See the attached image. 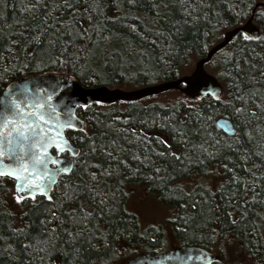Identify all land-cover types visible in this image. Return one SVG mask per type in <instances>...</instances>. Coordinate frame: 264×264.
<instances>
[{
  "label": "trees",
  "instance_id": "trees-1",
  "mask_svg": "<svg viewBox=\"0 0 264 264\" xmlns=\"http://www.w3.org/2000/svg\"><path fill=\"white\" fill-rule=\"evenodd\" d=\"M239 7L240 0H0V93L34 73L121 89L173 80L250 17L237 16ZM253 20L261 39L239 33L207 64L222 86L218 100L79 109L83 130L67 137L80 155L51 200L17 203L0 180V264H124L170 245L210 251L214 264H236L238 253L264 264V20ZM219 117L232 122L233 136L215 126ZM193 175L203 180L189 190L184 181ZM134 185L168 199L167 222L140 226L126 208Z\"/></svg>",
  "mask_w": 264,
  "mask_h": 264
},
{
  "label": "snow or ice",
  "instance_id": "snow-or-ice-1",
  "mask_svg": "<svg viewBox=\"0 0 264 264\" xmlns=\"http://www.w3.org/2000/svg\"><path fill=\"white\" fill-rule=\"evenodd\" d=\"M240 0L237 16H245L251 12L258 19L264 20V0ZM259 9V11H257ZM245 40L261 39L259 36L245 35ZM25 68L28 65H24ZM196 88L199 84L193 85ZM3 97H0V177H10L15 179L18 193L27 191L32 199L35 195H43L51 200L48 194L50 184L56 181L55 176L68 174L70 165L61 166V162L49 155V150L55 148L57 154L69 151L73 156L80 155L76 149L72 148L68 140L63 136V130L73 128L72 114L69 109L64 115L67 119H61V114L50 104L52 96L46 94L44 89H37L30 92L28 86L23 83L13 82ZM215 99H219L218 93H213ZM237 113L241 109H235ZM234 134V133H233ZM94 150V149H93ZM164 156L165 153H159ZM177 160L181 159L175 153L172 154ZM211 155V154H209ZM159 172L160 169H155ZM24 197H15L19 203ZM195 207V205H193ZM236 221L233 220V224ZM69 235H72L69 233ZM212 239L211 237L209 238ZM227 241L229 238L224 236ZM39 244L47 245L48 241H38ZM26 245L25 247H30ZM47 251V248H41ZM238 255L236 264H247L245 258ZM174 259V254L169 253L164 257H137L132 264H165L166 261ZM179 264H188L189 261L198 260L203 264V252L195 250L186 251L184 256L175 257ZM209 264L211 262L209 261Z\"/></svg>",
  "mask_w": 264,
  "mask_h": 264
},
{
  "label": "water",
  "instance_id": "water-1",
  "mask_svg": "<svg viewBox=\"0 0 264 264\" xmlns=\"http://www.w3.org/2000/svg\"><path fill=\"white\" fill-rule=\"evenodd\" d=\"M254 15L250 17L242 24L235 28H232L224 32L222 39L215 43L205 54L204 57L196 60L194 68L191 73L187 75L180 76L173 80L162 81L153 85L143 86L131 90H124L121 88H109L107 86H98V87H84L71 76L54 74V73H34L27 74L10 81L3 91L0 93V97H3L8 91H11L10 85H13V82L26 84L31 91L37 89H44L45 92L40 93L41 96L50 94L52 100L49 102L56 109L57 112L61 114V119H67L68 117L64 115L68 110H71L72 122L74 127L67 128L63 130V136L68 140L70 146L79 152V149L72 145L69 138L66 135L67 131L80 132L83 130L84 121L79 117L77 111L79 109H86L91 105H110L113 103H133L146 98L154 97L163 93H167L173 90H177L184 94L186 97L191 99H203L207 96L215 99L213 93H218L219 96L222 92V86L219 80L212 74L208 73L204 66L209 63L212 57L220 50L224 49L231 40L238 35L239 33L258 36L259 27L253 22ZM199 84L201 87L196 88L193 85ZM215 126L224 134L228 136H233L235 134V129L230 120L219 117L215 120ZM234 133V134H233ZM55 152V154L53 153ZM68 153L69 157H63L61 154ZM63 153L57 154L55 148L49 150V155L61 162V166L70 165L71 170L73 168L74 158L69 151H64ZM70 170V172H71ZM69 172V173H70ZM68 173V174H69ZM67 175V174H61ZM55 176V183L50 184L49 195L54 189L58 178L61 176ZM10 178V177H8ZM14 181V188L16 195H21L27 200H33L31 195L27 192L18 193L16 190V181L13 178H10ZM44 197L43 195L36 194L35 198ZM45 198V197H44ZM48 200V199H47ZM195 250L196 252H203L206 259L203 260V264H214L215 256L209 251L195 246L180 245L175 246L167 251L161 253H142L140 255L134 256L124 264H132L137 257H164L169 253L174 254V259L166 261L165 264H179V261L175 257L184 256L186 251ZM188 264H201L198 260L189 261Z\"/></svg>",
  "mask_w": 264,
  "mask_h": 264
},
{
  "label": "rangeland",
  "instance_id": "rangeland-1",
  "mask_svg": "<svg viewBox=\"0 0 264 264\" xmlns=\"http://www.w3.org/2000/svg\"><path fill=\"white\" fill-rule=\"evenodd\" d=\"M196 60L197 58H191L184 65H182L178 69L177 77L189 74L193 70ZM205 70L211 74H214L208 66H205ZM183 98L184 95H182L180 92L171 91L165 94L158 95L156 97H152L150 99H147L146 101L153 104L169 105ZM202 180V176L193 175L190 178L186 179V181L184 182L187 186V189L190 190L194 185L200 184ZM208 181V186L211 187V189L215 188V185L212 184V180L208 179ZM168 204H171L170 202H168V199L162 201L156 196V194H154V192L145 191L142 188H137L134 185L132 186V191L129 195V199L127 200L126 208L128 212L134 214L137 217L142 228H145L147 226L157 227L163 225V222H167L166 220H168L170 214L173 215V211H171L172 207ZM170 246L171 247L169 248H172L176 245ZM160 250L165 251L166 248H162Z\"/></svg>",
  "mask_w": 264,
  "mask_h": 264
},
{
  "label": "flooded vegetation",
  "instance_id": "flooded-vegetation-1",
  "mask_svg": "<svg viewBox=\"0 0 264 264\" xmlns=\"http://www.w3.org/2000/svg\"><path fill=\"white\" fill-rule=\"evenodd\" d=\"M147 99H143V100H140V101H137V102H140V103H143V104L144 103H146V104H152V103L147 102L146 101ZM133 103H136V102H133ZM61 156H68V155H67V153H64ZM0 180H5L6 181V185L8 187H13V189H14V182L10 178H8V177H0Z\"/></svg>",
  "mask_w": 264,
  "mask_h": 264
},
{
  "label": "bare ground",
  "instance_id": "bare-ground-1",
  "mask_svg": "<svg viewBox=\"0 0 264 264\" xmlns=\"http://www.w3.org/2000/svg\"><path fill=\"white\" fill-rule=\"evenodd\" d=\"M209 50V49H208Z\"/></svg>",
  "mask_w": 264,
  "mask_h": 264
}]
</instances>
